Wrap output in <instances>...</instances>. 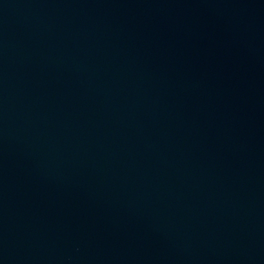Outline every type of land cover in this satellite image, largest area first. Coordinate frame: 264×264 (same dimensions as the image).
<instances>
[{
	"label": "water",
	"instance_id": "1",
	"mask_svg": "<svg viewBox=\"0 0 264 264\" xmlns=\"http://www.w3.org/2000/svg\"><path fill=\"white\" fill-rule=\"evenodd\" d=\"M0 264H264V0H0Z\"/></svg>",
	"mask_w": 264,
	"mask_h": 264
}]
</instances>
